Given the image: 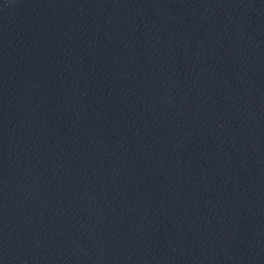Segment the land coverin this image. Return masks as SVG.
Listing matches in <instances>:
<instances>
[{
    "label": "water",
    "instance_id": "1",
    "mask_svg": "<svg viewBox=\"0 0 264 264\" xmlns=\"http://www.w3.org/2000/svg\"><path fill=\"white\" fill-rule=\"evenodd\" d=\"M0 264H264V0H0Z\"/></svg>",
    "mask_w": 264,
    "mask_h": 264
}]
</instances>
